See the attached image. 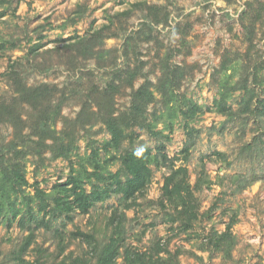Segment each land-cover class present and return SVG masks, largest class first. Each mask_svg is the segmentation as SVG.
I'll return each instance as SVG.
<instances>
[{
  "label": "rangeland",
  "instance_id": "obj_1",
  "mask_svg": "<svg viewBox=\"0 0 264 264\" xmlns=\"http://www.w3.org/2000/svg\"><path fill=\"white\" fill-rule=\"evenodd\" d=\"M0 45V102L15 105L0 118V264H94L111 236L116 264L126 249L159 264H264V0H0ZM11 66L53 94L18 104ZM174 70L175 85L163 81ZM143 85L150 129L114 148L105 115ZM141 150L151 181L124 200L120 158ZM162 154L187 169L190 227L163 196ZM71 178L106 195L87 213L60 210Z\"/></svg>",
  "mask_w": 264,
  "mask_h": 264
},
{
  "label": "trees",
  "instance_id": "obj_2",
  "mask_svg": "<svg viewBox=\"0 0 264 264\" xmlns=\"http://www.w3.org/2000/svg\"><path fill=\"white\" fill-rule=\"evenodd\" d=\"M1 47L2 46L0 45V49ZM177 73L178 72L175 70L170 72L168 71L167 78L163 81L172 83L170 85H175ZM8 75L12 82L11 87L16 94L15 99L17 100L18 104H27L31 108H35L38 104L43 102L45 96H51L53 94V90H55L46 84L37 87H27L19 78L16 71V66L10 67ZM107 97H109L108 94ZM151 97L152 96L149 93L147 87L143 85L133 93L130 107L119 117H113L112 106L110 109H108V113L105 115L104 124L111 136L109 144L112 147L118 148L120 146L121 142L126 137V131L130 128L139 126L142 129H150L147 119L145 118V111L148 103H150ZM13 106L15 105H11V103L6 104L5 101H1L0 118H8L13 116ZM218 106L220 107L221 112L229 111L226 110L220 103H218ZM18 119H20V117H18ZM38 127L41 126L38 125ZM41 130L52 132L49 127H45V129ZM57 151L59 153L58 155H62L64 153L62 147L57 149ZM187 151L188 150L186 148V152ZM151 159L152 158L149 155V151L147 150L126 152L121 156V166L123 170L129 175V178L124 184H118L116 192L121 193L124 200H133V202H135L137 197L143 196L145 194L147 186L149 185L152 177V171L149 166ZM158 161L160 162L158 163ZM158 161L156 164L170 170L169 175L164 181L163 196L166 201L174 204L177 217L176 221L181 222L184 226L190 227L192 221L197 217V206L196 201L193 198L192 188L187 182V169L183 167L175 168L173 160L164 154L161 155V159ZM11 169L14 177L20 178L23 182H26L23 176H19L17 166L12 164ZM14 177L7 174L4 181L8 180L13 184L15 183ZM69 183H72V187L67 191L71 192L70 195H73V200L71 202H67L65 199L55 200L56 206L65 212H69L74 209L73 207H77L82 213H87L92 204L102 199L103 194L106 195L105 192H102L103 194L101 192H94L91 194L85 193V190L80 185V182L75 178H71L68 183L62 186L65 187ZM198 188L199 186L197 185V189ZM225 237H227L226 232L217 238L222 239ZM28 244L29 242L26 243L23 248H25ZM120 247V242L111 236L109 241L105 243L98 252L97 250L94 251L96 255L94 264H116V261L120 255ZM162 251V248H158L156 253L159 254ZM123 261L126 264H159L160 262V260L154 261L152 259V255L149 252H129L127 249L124 251ZM70 264L91 263L84 259L75 258Z\"/></svg>",
  "mask_w": 264,
  "mask_h": 264
}]
</instances>
